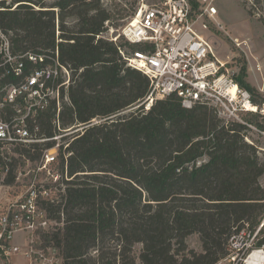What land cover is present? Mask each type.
Listing matches in <instances>:
<instances>
[{
	"label": "trees",
	"instance_id": "trees-1",
	"mask_svg": "<svg viewBox=\"0 0 264 264\" xmlns=\"http://www.w3.org/2000/svg\"><path fill=\"white\" fill-rule=\"evenodd\" d=\"M189 1L198 10V1ZM117 15L123 18L103 0H0V29L14 54L58 49L72 72L59 117L53 102L27 120L44 141L15 148L8 173L0 175V184L13 186L26 160L38 168L55 137L69 143L60 145L53 166L65 190L38 201L55 225L37 232L34 247L54 251L62 264H219L243 235L245 256L264 249V160L245 140L250 127L226 126L213 109H187L175 95L148 112L122 115L146 99L151 81L120 53L144 45L98 38ZM33 68L27 64L26 71ZM246 76L244 68L237 81L262 106ZM259 117L245 119L264 131ZM40 177L46 180V172ZM195 234L202 252L187 243Z\"/></svg>",
	"mask_w": 264,
	"mask_h": 264
},
{
	"label": "built area",
	"instance_id": "built-area-1",
	"mask_svg": "<svg viewBox=\"0 0 264 264\" xmlns=\"http://www.w3.org/2000/svg\"><path fill=\"white\" fill-rule=\"evenodd\" d=\"M197 1L199 13H194L189 0H163L153 6H143L120 31L109 29L98 36L115 44L124 38L131 44L145 46L135 52L120 49L127 66L142 72L151 81L146 99L125 112H148L157 100L175 95L187 109L197 105L213 109L226 126L241 123L252 128L244 116L259 114L260 106L253 101L251 92L240 86L229 63L216 57L212 44L197 29L201 20L204 21L203 29H210L205 22L207 17L216 21L218 0ZM215 25L223 29L220 23ZM106 26L109 27V22ZM27 64L35 68L27 72ZM71 78V69L61 63L58 49L43 54H14L9 37L0 29V157L4 161V164L0 162V175L5 177L8 173L12 155L17 156L15 148L44 141L31 133L27 120L34 119L53 102L58 107L59 117L63 99L68 101L67 95L63 98L62 91L67 92ZM64 145L65 149L69 147V143ZM59 148L57 143L52 150L45 151L27 190L17 201L0 207V251L8 260L21 252L12 242L15 234L23 232L29 241V251L25 255L39 257L44 264H53L44 252L34 253L37 250L34 244L38 231L55 225L39 208V199L54 200L57 191L65 190L59 183L60 176L53 170ZM43 172H46V182L37 183V177ZM23 176L29 178L30 173L19 169L16 182L20 183ZM49 180L56 186L46 187Z\"/></svg>",
	"mask_w": 264,
	"mask_h": 264
},
{
	"label": "rangeland",
	"instance_id": "rangeland-1",
	"mask_svg": "<svg viewBox=\"0 0 264 264\" xmlns=\"http://www.w3.org/2000/svg\"><path fill=\"white\" fill-rule=\"evenodd\" d=\"M162 1L163 0H103L106 8L112 12L121 11V15H123V18L117 15L114 20L110 22L111 24L109 23L107 31H109V29L120 31L126 23L133 19L139 8L143 6H153ZM216 7L218 8V15L214 22L220 23L223 27V31L217 28L213 20L207 17L205 18V22L208 23L210 29H203L202 22L204 21L201 20L197 24L199 33L203 34L212 44L216 57L223 62L229 63V68L234 73L236 79L240 78L242 70L244 68L246 69L247 76L245 80L256 89L258 95L263 97L261 99H264V5L255 4L254 0H218ZM199 11L200 5L198 10L194 11V13H199ZM134 12L136 13L134 14ZM250 13H252V15ZM131 112L132 111L124 112L122 115ZM258 115L260 116L259 121L264 124V103L260 106V113ZM246 116L247 115L244 117ZM249 125H251L252 128H249L247 131L245 140L258 148L259 156L264 160V131L252 124V122ZM76 131L69 132L67 135H71ZM57 143L60 145L66 144L61 138ZM206 160L207 159L204 158L200 162ZM20 169L26 170V173H30V177L26 178L23 176L21 182H16L13 186L0 184L1 208H5L9 203L17 201L27 190L28 186L35 178V173H37L36 166L32 163H26L25 166L22 165ZM40 181H43L42 177L38 176L37 183ZM260 181L264 187V176ZM44 182H46L45 179ZM245 239V235L238 236L234 239L231 243L232 254L219 264H246L248 257L260 249H251L247 256H245ZM12 243L20 247L21 252L10 256L8 260L3 257V252L0 251V264H44V260L39 259V257L36 259L33 255H30V257L25 255V253L29 251V241L26 233L20 232L15 234ZM187 243L190 249L202 252V244L197 234L190 236L187 239ZM141 250L142 245L138 244L134 250L137 258H139ZM35 251L34 253H41L38 250ZM262 251H264V249H262ZM46 257L51 260L53 264H62V259L58 258L52 250L48 251Z\"/></svg>",
	"mask_w": 264,
	"mask_h": 264
},
{
	"label": "bare ground",
	"instance_id": "bare-ground-1",
	"mask_svg": "<svg viewBox=\"0 0 264 264\" xmlns=\"http://www.w3.org/2000/svg\"><path fill=\"white\" fill-rule=\"evenodd\" d=\"M246 261V264H264V251H256L254 254L250 255Z\"/></svg>",
	"mask_w": 264,
	"mask_h": 264
}]
</instances>
